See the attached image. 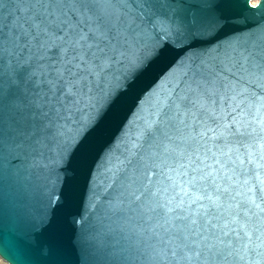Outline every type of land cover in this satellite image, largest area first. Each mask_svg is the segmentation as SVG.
Here are the masks:
<instances>
[{"label":"snow or ice","instance_id":"obj_1","mask_svg":"<svg viewBox=\"0 0 264 264\" xmlns=\"http://www.w3.org/2000/svg\"><path fill=\"white\" fill-rule=\"evenodd\" d=\"M152 6L0 0V149L59 140L57 147H67L69 125L78 128L86 110L114 104L118 73L151 60L136 49L144 39L137 21ZM161 23L178 37L199 27L167 17ZM233 69L264 75V44L193 62L136 126L109 205L123 222L120 236L132 259L264 264V96L230 86L224 72ZM24 83L32 87L21 89ZM94 127L71 146L70 157L88 153ZM20 136L31 143L18 142Z\"/></svg>","mask_w":264,"mask_h":264},{"label":"water","instance_id":"obj_2","mask_svg":"<svg viewBox=\"0 0 264 264\" xmlns=\"http://www.w3.org/2000/svg\"><path fill=\"white\" fill-rule=\"evenodd\" d=\"M128 3L133 6L134 0ZM152 4L137 21L144 39L136 49L137 53L143 49L151 60L118 73L114 104L90 114L86 110L85 123L78 128L69 125L67 147H57L63 144L59 140L19 152L0 149V258L6 263L151 264L145 258L132 259L120 236L123 222L109 207L136 126L156 97L185 78L193 62L209 63L233 49L264 44V0H152ZM165 17L185 25L195 20L199 27L181 30L178 37L161 23ZM224 75L237 91L264 96V75L249 76L248 71L235 69ZM24 87L32 86L21 84ZM93 124L88 153L70 157L71 146Z\"/></svg>","mask_w":264,"mask_h":264},{"label":"rangeland","instance_id":"obj_3","mask_svg":"<svg viewBox=\"0 0 264 264\" xmlns=\"http://www.w3.org/2000/svg\"><path fill=\"white\" fill-rule=\"evenodd\" d=\"M251 2H252V3H255L256 0H251ZM0 264H8V263H6L5 261H3V260L0 258Z\"/></svg>","mask_w":264,"mask_h":264}]
</instances>
